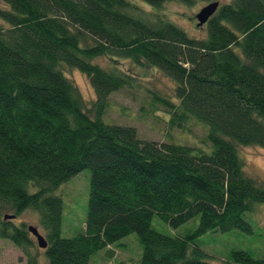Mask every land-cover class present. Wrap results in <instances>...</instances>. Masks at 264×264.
Listing matches in <instances>:
<instances>
[{"label":"trees","instance_id":"trees-1","mask_svg":"<svg viewBox=\"0 0 264 264\" xmlns=\"http://www.w3.org/2000/svg\"><path fill=\"white\" fill-rule=\"evenodd\" d=\"M2 1L0 239L38 264L26 224L5 219L30 210L40 215L49 264H90L105 249L113 256L109 247L133 233L143 247L138 264H209L202 236L252 233L246 215L264 204V180L245 173L237 148L264 149V0H225L202 39L159 9L220 0ZM101 57L148 65L175 81L177 102L155 93L154 100L171 128L206 126L212 149L141 140L133 127L106 124L110 96L135 78L96 64ZM62 65L89 79L91 113ZM87 169L85 232L64 238L56 194ZM155 217L174 229L199 224L172 237L153 228ZM231 264H264V257L233 252Z\"/></svg>","mask_w":264,"mask_h":264},{"label":"rangeland","instance_id":"rangeland-1","mask_svg":"<svg viewBox=\"0 0 264 264\" xmlns=\"http://www.w3.org/2000/svg\"><path fill=\"white\" fill-rule=\"evenodd\" d=\"M220 2L223 3L225 0ZM138 4L148 11L152 10L148 5ZM206 5L197 2L195 6H187L172 1L164 4L159 12L165 14L171 22L184 29L191 37L202 39L206 36V29L197 28L196 15ZM0 8H5L2 0H0ZM91 43V41L87 42V44ZM95 63L109 69L117 67L135 78L133 87H126L110 96L104 118L106 124L133 127L141 140L212 149L208 141L209 130L198 121H191L187 130L170 127L168 110L154 100L155 93L159 98L177 102L175 98L177 85L167 75L148 65L139 66L132 60L122 58L112 60L109 57H101L96 59ZM60 70L78 88L86 110L91 113L89 110H92L96 94L87 76L66 65H62ZM237 150L244 163L245 173L264 180V149L260 146H239ZM91 175L89 169L82 171L62 185L56 194L63 200L62 236L64 238H72L85 232ZM40 220L38 213L29 210L14 221L17 224L25 223L27 227L34 226L45 236ZM246 221L253 228L251 234L240 230L227 233L209 232L199 239L200 248L211 256L209 264H231L232 253L239 251L247 252L254 258L264 257V204L248 213ZM198 224L199 219H195L174 229L159 217L153 220V228L157 232L172 237L183 235L189 229H196ZM32 238L37 247L35 250L38 264H49L44 250L38 247L36 237L32 236ZM109 249L113 252V256L107 252L108 250H102L92 257L90 264H138L143 255V247L136 233L121 239ZM0 264H27V260L10 240L0 239Z\"/></svg>","mask_w":264,"mask_h":264},{"label":"water","instance_id":"water-1","mask_svg":"<svg viewBox=\"0 0 264 264\" xmlns=\"http://www.w3.org/2000/svg\"><path fill=\"white\" fill-rule=\"evenodd\" d=\"M221 6V2L216 1L207 4L204 6L199 13L196 15L197 28L201 29L202 27L206 26L207 23L211 20V18L215 15L218 9ZM17 217L12 215H6V220H15ZM28 231L37 239L38 247L42 250H46L48 247V243L46 238L39 232V230L34 226H29Z\"/></svg>","mask_w":264,"mask_h":264}]
</instances>
